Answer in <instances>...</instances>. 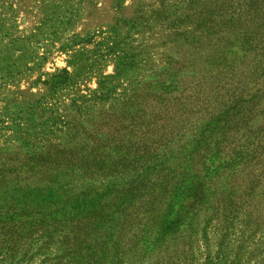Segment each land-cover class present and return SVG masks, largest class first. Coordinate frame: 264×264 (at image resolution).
I'll use <instances>...</instances> for the list:
<instances>
[{
  "label": "trees",
  "instance_id": "1",
  "mask_svg": "<svg viewBox=\"0 0 264 264\" xmlns=\"http://www.w3.org/2000/svg\"><path fill=\"white\" fill-rule=\"evenodd\" d=\"M212 6L211 30L237 23V0ZM258 9L264 19V6ZM188 29L174 31L181 46ZM233 31L217 38L236 39ZM255 39L264 51V31ZM147 49L117 57L114 75L89 97L68 104L43 97L5 114L13 129H4L12 135L0 145V264L47 260L42 254L52 247L59 251L55 264H123L143 238H150L141 247L145 255L181 230L196 235L199 224L216 222L220 235L230 232L237 140L258 138L239 154L241 161L252 153L261 159L264 127L251 130L234 88H195L183 51L149 69ZM70 81L64 69L44 85L53 91Z\"/></svg>",
  "mask_w": 264,
  "mask_h": 264
},
{
  "label": "rangeland",
  "instance_id": "2",
  "mask_svg": "<svg viewBox=\"0 0 264 264\" xmlns=\"http://www.w3.org/2000/svg\"><path fill=\"white\" fill-rule=\"evenodd\" d=\"M213 1L0 0V145L12 135L4 131L13 129L5 114L14 113L15 105L43 97L65 104L89 97L102 78L114 75L117 57L139 54L143 46L149 69L160 68L167 56L176 60L183 51L195 88L211 93L218 82L234 88L251 130L264 127V51L255 39L256 31H264V19L257 18L264 0H237V23H217L211 30L206 19L207 11L215 9L210 8ZM185 25L189 39L181 46L174 31ZM225 30L229 35L236 30V39H222L224 33L217 38ZM64 69L70 85L53 91L44 85ZM150 75V70L143 73ZM125 86L117 85L115 93ZM256 143L258 138L237 140V183L231 188L236 219L227 224L226 236L216 222L199 224L196 235L181 230L145 255L141 247L150 238H143L138 250L122 257L123 264H264V156L252 153L241 161L244 154H239ZM58 253L52 247L42 254L47 260L39 256L29 264H55Z\"/></svg>",
  "mask_w": 264,
  "mask_h": 264
}]
</instances>
